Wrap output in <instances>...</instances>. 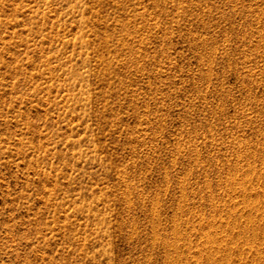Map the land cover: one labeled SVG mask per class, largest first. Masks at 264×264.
<instances>
[{
  "label": "rangeland",
  "instance_id": "1",
  "mask_svg": "<svg viewBox=\"0 0 264 264\" xmlns=\"http://www.w3.org/2000/svg\"><path fill=\"white\" fill-rule=\"evenodd\" d=\"M0 264H264V0H0Z\"/></svg>",
  "mask_w": 264,
  "mask_h": 264
}]
</instances>
